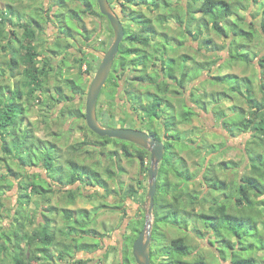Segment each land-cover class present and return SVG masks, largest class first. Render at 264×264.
Instances as JSON below:
<instances>
[{
	"label": "trees",
	"instance_id": "1",
	"mask_svg": "<svg viewBox=\"0 0 264 264\" xmlns=\"http://www.w3.org/2000/svg\"><path fill=\"white\" fill-rule=\"evenodd\" d=\"M10 1L11 3L5 9L0 7V52L8 54L6 61H0V77H5L6 71L4 67H6L12 78L16 74H19L21 79L15 82L13 87L8 82L4 83L0 80V167L3 164L4 167H7L5 172L0 171V219L3 217L1 211L4 208L2 190L8 189V184L10 186L13 184L9 177L16 175V172L12 171L9 167L8 160L11 159L12 162L17 163L18 168L22 167L25 170L39 166H42L50 173L52 170H56L55 160L49 152L48 143L38 139L33 130H29L28 127L22 129L21 126L27 108L31 106L32 101L35 102L39 99L38 93L40 91L45 92L46 86L44 82L49 76L50 71L55 70V64L49 60L51 58L42 54L50 53L51 49L54 56L64 54L65 58L61 61L65 64L68 60V55L70 56L73 53L72 49L77 46L75 43L77 36L84 37L87 40L91 37V34L86 35L88 29L85 19L87 17L104 18L99 11L97 0H52V6L61 8L56 17L59 19L60 25H65L62 27L61 32L66 36V41L60 40L55 47L39 51L34 41L40 35V25L38 24L35 28H31L29 25L22 26L18 22L20 18L17 15L18 11L15 7L16 0ZM146 1H120L122 11L128 18L126 29L131 34L122 44H125L126 41H136L137 43L145 44L148 48L156 45V53L161 58L139 56L141 53H144L143 50L122 46L121 53L124 56L116 61L115 70L121 72L118 77L121 81L125 80V73L130 68L133 71H137V73L138 71L141 72V75H136L134 79L143 85H147L148 106L144 107L143 111L147 117V127H156L160 123L166 127L165 134L168 138V142L166 143L167 154L159 171L157 193L155 196L150 247L151 262L152 264H208L204 256L196 255L195 257L194 255L195 248L192 246L189 236L191 235L190 231H192L191 227L195 226L192 232L199 233L200 235L207 234L208 238L206 242L211 250L218 255L220 260L227 261L230 258L231 264H260L259 259H263L260 257H264V254L260 255L264 253V216H262L261 210L264 209V201L257 202L264 196V56L260 57L258 54L260 57L257 64L260 68L258 73L259 91L262 93L260 101L253 100L255 93L253 92V85L249 77L241 78L234 74L217 72L218 75H213V80L211 79L213 82L226 85V79L232 76L231 78L234 80L230 85V92L240 90L242 86L241 80H246L245 92L240 93L239 96L242 95L240 99L247 103L249 111L240 109L241 111L238 113L228 114L223 109V105L226 102L233 100L228 95V92H213L205 95L197 91V86L190 85L200 78L201 71L208 69H206V65L213 66V64L217 63L216 56L226 58L227 62L231 63L229 58L232 53L231 46L238 38L239 31L245 35L243 37L250 40V43L253 40V34L250 31L255 25L248 23L246 18L238 14V9H234L231 0H195V6L200 3V6L196 10H189V0L181 1L182 3H178L177 1L174 3V6L167 0L161 6V3L156 0L151 3L152 7L156 9L151 10L156 13L155 17L153 16L152 18L148 17L146 12L142 10L143 4H146ZM247 1L249 4L253 3L257 5L258 8L261 7V11L258 14L262 17L260 30L262 39L264 40V0ZM68 2L70 4L74 3V6L68 5ZM131 6L134 8L131 9ZM180 7H186L185 12L189 13L190 16L193 14L191 21L187 18L183 21H180V19L173 20L175 18L173 16L179 15ZM221 8L223 10L217 11ZM166 10L171 14L167 16L166 20L162 21L161 13L164 14ZM49 11L51 13L53 10ZM208 17H210V21L209 19L206 20ZM186 21L187 25H185ZM168 23L175 24V29L180 30V33L178 34V31H175V35H169L165 31L166 28H164V26L170 25ZM224 24L228 25L230 30H225ZM156 25H159V28H156ZM245 26H247L248 31L245 29ZM19 27L22 30L21 33L17 34L13 28L17 29ZM136 27L138 31L134 30ZM10 28L13 29L11 33L15 35L13 38L9 36ZM209 29L213 30L218 36L227 38L225 46L215 45L214 49H217V51L213 50L215 53L224 52V56L215 54V61L212 63L211 61L207 63L199 62L193 56L187 54L173 61L170 58L168 59L164 47L166 42L164 43V41L174 39L180 46H184L185 40L193 37L198 42L200 48H207L206 46L213 42V40L205 36V32L209 31ZM69 39L75 42H70ZM244 46L246 50L253 52L249 44H245ZM133 53H136V57L128 60L126 55ZM237 55H239V52ZM257 58L258 56H254L250 62L246 59L241 62L244 64L254 63ZM188 59L191 62L189 65ZM180 61L183 62L181 70L179 69ZM79 63L81 66L87 65V72L92 70V61L89 59L79 60ZM194 71L196 77H191ZM81 81L83 80H73L67 86L74 92L80 91L83 88L86 89V86L84 85L83 87ZM171 82L178 83L180 88H176V90L177 92L179 91L181 96L176 97H179V102H181L182 122H191L195 116H198L199 112L197 109L201 111L208 110L207 101H209V104L212 103L213 105L212 114L216 118H219L221 125L226 131L233 132L232 127L234 126L236 131L251 132L252 136L258 138L254 140L255 142L248 143L253 145L256 150L254 156L255 162L250 164L246 161L243 173L240 172L241 166L238 163L235 168L237 177L233 189L228 187L231 185L230 181L222 178L219 174L218 167L222 172H228V170H232L229 165L235 162L224 161L218 164V167L213 164L210 166L204 163L201 175H197L196 172L190 170L188 164L177 156L175 147L183 142L181 132L176 129L177 124L173 118L177 111L168 108L171 103L167 106L164 104L169 88L172 86ZM186 86L190 87V98L193 104L195 102L194 107H189L183 101V93L180 90H185ZM152 88L157 90L156 94H152ZM58 94L60 95L59 99H57L58 101L65 99L61 90H58ZM25 99L28 104L24 101ZM223 100L225 101L224 104H222ZM44 107L50 109V104L47 103ZM170 128H174L172 135L169 133ZM92 134L98 137L93 132ZM152 134L155 136L156 130L152 131ZM98 138L104 142L102 143L103 148H107L111 141H115L109 138ZM188 138H190L187 142L188 147L193 148L194 151H200V153L202 150L212 147L214 151H223L226 148L225 144L215 145L205 140L200 142L201 136L197 140L192 139L191 136ZM115 142L117 144L120 143V149L126 157L132 158L134 152L129 149L128 142ZM201 145L204 147L200 148ZM44 148L45 150H43ZM135 151L138 152L143 161L147 159L150 162V154L147 151L140 148H135ZM114 155H116L115 152H110V158ZM147 169L149 170V167ZM184 169L187 171L182 176L181 173ZM247 172L251 173V175L247 174ZM59 173H61L60 169ZM83 173L89 179L88 185L96 184L105 191H109L107 181L102 179L100 173L85 169H83ZM62 175L61 177H63ZM106 175L108 180H115L114 178H116V173L108 169L106 170ZM37 176L40 177L39 174H34L31 176L32 179L27 183L24 184L22 181L19 183V189L23 191L18 200V205L21 209H26V206L31 203L32 195L43 197L45 202L49 203L50 196L56 193L54 189L40 187L35 182V177ZM51 176L54 177V175ZM80 180L84 181L81 176H78L77 178H73L72 182ZM181 180H185V183H182L180 186ZM185 184H187L186 190H182V186ZM173 190L175 193H173ZM113 193L117 195L120 191ZM108 194L110 195L111 192ZM65 195H69L70 202H74L78 193L73 191L70 193L65 192ZM133 196V189L125 192V197ZM184 200H191L188 207L186 205L185 207L181 206L180 201ZM37 206L39 205L37 204ZM190 210L192 211L190 212ZM64 214L65 222L70 225L67 229L53 226V221L50 219L48 213H42L45 223L38 225L31 232H27L24 224L20 223L15 231L11 230L12 233L6 234L4 237H7V242L10 243L9 247L14 251L10 254V263L32 264L26 253L27 249L30 248L36 252V264L41 261L43 262L41 264H62L60 262L65 263V261H68V264H88L87 260L76 259V256L79 253L87 252L92 254L103 249L102 236L99 237V233L89 231L90 226L94 223V220L91 219V211L86 209L65 210ZM191 217L194 218L193 222ZM245 217H247V222L244 221ZM165 219H167L165 223L168 222L166 225L181 231L184 237H173L170 243L167 244V236L164 230L161 229V222ZM196 222L202 224L204 232L197 228ZM191 223L192 226L190 227ZM144 224V219L136 220L130 224L131 234L127 237L123 254L125 264L132 260L135 261L133 244L138 238ZM20 225L23 226V230L17 232ZM249 225L252 227V230H247V234L256 232L259 235L261 233L260 247L253 244H249L248 247L246 245L236 247V239L240 241L243 239V229L249 228ZM247 234L245 233V235ZM12 241H14V244ZM214 241H216V245ZM7 247V244L6 246L0 245V250H7ZM130 249L132 250L131 253ZM55 251L58 254L57 260ZM237 254L241 255L240 258L244 259L237 260ZM107 259L108 256H105V260Z\"/></svg>",
	"mask_w": 264,
	"mask_h": 264
},
{
	"label": "rangeland",
	"instance_id": "2",
	"mask_svg": "<svg viewBox=\"0 0 264 264\" xmlns=\"http://www.w3.org/2000/svg\"><path fill=\"white\" fill-rule=\"evenodd\" d=\"M152 1H156V0H147L146 4H143V8H142V10H144V12H146L147 16L150 18H152L153 16L155 17L156 15V13L151 11V10H156L151 5ZM164 1L166 0H157V2L161 3V6ZM167 1L172 3L173 6H174V3L177 1L178 3L181 1L184 2V0H167ZM231 1L233 3L234 9L236 10L238 9V14L246 18V21L248 23L255 25V27H252L250 31V33L253 34V40L252 42L249 43L250 40H248L246 37H243L245 35L241 34V32L239 31L238 38L233 42L231 46L232 53L229 56L231 63H228L226 58L224 59V58L216 56L217 63L213 64V66L206 65V69L207 68L208 69L201 71V74L202 73L203 74L199 76L200 78L196 79L194 82H192V84H190L191 86H194V85L197 86V89H198L197 91L205 95L206 94L208 95L213 92H221V91H225L226 93L228 92V95L233 100L231 102H226L225 104H224L225 101L224 100L222 101V104H224L223 109L226 112H228V114H234V112L238 113L242 109L249 111L247 103L240 99L242 98V95L239 96L240 93L245 92L246 80H241L242 86L240 90H236L235 92H230L231 91L230 85L233 83V80H234L231 78L232 76H229L226 79L227 84L223 85L222 83H219V82H213L212 81L213 75H218L217 72L219 73L222 72L223 74H234L241 78L249 77L253 85V92L255 93V97L253 100L260 101V99L262 98V93L259 91V81H258V73H259L260 68L257 64H258L259 58L261 56H264V40L262 39L261 30H260V22H261L262 17L258 14L261 11V7L258 8L257 5L253 3L249 4L247 3L248 2L247 0L245 1L237 0V2H235V0H231ZM47 2L48 0H16L15 6L17 5L26 6L27 7L26 10H31L30 8L34 6L46 7L49 5L51 7L53 5V3L48 4ZM189 2H190L189 10H196L200 6V3H198L196 6L194 5L195 0H189ZM10 3H11L10 0H0V7L2 9H5V7L9 5ZM117 3L118 1L115 2L114 6H118L119 4L117 5ZM69 4L70 2H68V5ZM70 6L73 7L74 3H71ZM130 8L132 9L134 7L131 6ZM185 8L186 7H183V8L180 7L179 15L173 16L175 17L173 20L176 21L180 19V21H183L184 19L187 18L189 19V21H191L193 14L191 16L189 13L187 14L185 12L186 10ZM127 10H130V9H127ZM221 10L223 9L221 8L217 11H221ZM17 11L20 12V10H17ZM58 11L59 10H53L52 12H55V14H57ZM25 13L27 14L26 11ZM170 14L171 13L167 10L164 14L161 13L162 21L166 20L168 18L167 16ZM121 18L123 21L128 20L126 15L122 16ZM209 18L210 17L206 18V20H208ZM93 19H94L93 17H87L85 19L86 25L90 28L94 27V24H96L94 23ZM100 19L103 20V22L105 23V26H107L106 21L103 18H100ZM210 20L211 19H209V21ZM55 22L59 24L58 19L54 20L53 23ZM168 24L170 25L169 26L166 25L164 26V28H166L165 31L169 35L171 34L175 35V31H178V34L180 33V30L175 29L176 28L175 24L173 23H168ZM185 25H187V21L185 22ZM224 27H225V30H230V27H228V25L226 26L224 24ZM156 28H159V25H156ZM13 29L15 30V28ZM13 29H11L9 33V36L12 38L15 36L11 33ZM241 29H243V27H241ZM245 29L248 31L247 26H245ZM15 32L17 33L16 30ZM55 32H56L55 28H54V31L52 28L45 29L46 35L49 36V40H50L49 44L52 43ZM205 33H206L205 35L206 38H210L211 40H213L212 43H209L206 46L207 48H200V46L198 45V42L195 41L193 37H191L190 41L189 39L185 40L188 43H187V48L183 49V52L188 53L189 55L193 56L194 59L196 58L198 61L202 63L203 62L207 63L210 61L212 63L213 61H215L214 60L215 54L224 56V52L218 51L219 53H215L213 50L217 51V49H214L215 45L217 46L224 45L227 41V38L218 36L215 32H213V30H210V29L209 31H206ZM108 36H109L108 31H105L103 34H100L99 42L100 41L103 42L104 40V42L107 44L109 42ZM80 39L81 37L77 36V40L79 41ZM165 42L166 41H164V43ZM245 44H249L251 48L253 49V52L246 50L244 46ZM38 47H39V51H44V49L45 50L50 49V46L44 47V44H39ZM72 52L73 53L70 54V56L68 55L67 57L68 60L65 64L62 63V61L60 60V57L58 56L57 57L55 56L54 58V55H51L48 53L42 54L43 56L50 57L51 59L49 60H51L55 64V66L58 67L55 71L60 72L61 70H63L64 72V76L61 77V79L60 77H55L52 74L53 71L47 77L46 79L47 87L51 89V93H53L55 86L62 85L60 84L62 83L60 80H63V81L65 79L67 81L78 80L79 77L82 76L83 72L85 71L86 69L85 65L81 66V64L79 63L80 59L77 56L79 54L75 53L76 49L75 48L72 49ZM238 52H239V55H237ZM258 54L260 55V57ZM254 56H258V58L255 60L254 63L251 62V63L244 64L241 62V61H244L245 59L250 62ZM7 59H8V54H5L4 52H0V61L1 60L6 61ZM61 59L63 58L61 57ZM180 62L181 63L179 64V69L181 70L183 67V62L182 61ZM189 64H191V62H189ZM4 69L6 71V75L3 78L0 77V80L4 83L8 82L10 86L13 87L15 82H18L19 79H21V76L19 74H16V76L12 78L10 76L9 71H7L8 69L6 67H4ZM91 69L94 72L95 70L94 64ZM92 70H90V72ZM93 74L94 73L88 74V76L90 75V77L92 78ZM191 77H196L195 71L193 74H191ZM88 85H90V82L87 83V86ZM189 88H190L189 86H186V89H185L188 92L187 100H189V103H191L190 104L191 106H195L194 105L195 102L193 104L192 99L189 97V92H190ZM168 93L170 97H173L174 95L181 96L179 92H177L176 87L172 88ZM24 101H26V99ZM102 102L104 104L105 100H103ZM207 102H208V107H209L208 110L201 111L197 109L199 112V115L195 116L193 120L189 123L181 121L182 120V116H181L182 109L180 105L177 104L178 110L173 118L175 119V122L177 124L176 129L179 130V132H181V137H183V142H181L175 147V152L177 156H179L180 159H182L186 164H188L190 170L192 172H196L197 175H201L202 165L204 163H207L210 166L211 164H213L216 167H218V164L224 161H233L237 163V164L231 163L229 167L232 170L230 171L228 170V172H222L220 168L218 167L219 174L222 176V178H225L228 181H230L229 183L231 185H229L228 187L233 189L234 183L237 177L236 176L237 171L235 168L237 167L238 163L240 164L239 166H241L240 172L243 173L244 172L243 169L246 166V163H245L246 161H248L250 164L255 162L254 156H255L256 150L253 145L248 144V143L252 141L255 142L254 140H257L258 138L252 136L251 132L236 131V128L234 126L232 127L233 132L226 131V129L221 125L220 123L221 121L219 120V118H216V116L212 114V111H211L213 108L212 103L209 104V101ZM26 104H28L27 101H26ZM57 107L60 108L62 106L60 105ZM56 108L53 110L51 109L50 111V109H46L43 104H40V103L34 104L32 101L31 106L27 108L26 113L24 115V119L21 125L22 129H25L26 127H28L29 130H33L35 132L36 137L38 139L44 142L47 140L51 141L53 143V147L56 146V148H61V151H64L65 153L61 157L62 166L64 165L65 159L71 156H74V157L77 156L76 158L79 162L84 161V157L88 156V153L86 154L83 153V155H77V154H74L70 150L71 146L81 141V139H79L78 137L80 134V126L73 125L72 123L68 124L67 126L66 121H65L66 118L62 119L61 121H56L57 120ZM130 123L135 124L132 122ZM47 126H51V127L48 129ZM73 128H74V132L70 133L69 130ZM62 130H65V132L67 133L62 132ZM173 130L174 128L169 129V133H171V135L173 133L172 132ZM49 132H52V133L49 134ZM53 134H54V137H53ZM189 136H191V138L194 140H197L199 136H201L202 138L200 139V142L205 140L210 144H215V145L225 144L226 148H224L223 151H214V148L212 147L209 149L202 150L200 153V151H194L193 148L188 147L187 142L188 140H190V138H188ZM89 142L90 144H92L93 141H91L90 139ZM56 144H58V146ZM94 144L95 146L100 145L99 143H94ZM189 144L191 145V143ZM91 147H87L89 148L88 151H90L89 154H91L92 151L94 150ZM203 147H204L203 145L200 146V148H203ZM0 148H1V145H0ZM43 150H45V148ZM103 150H104L103 152H109L111 150H115V147L113 148L110 144L108 145L107 148H104ZM0 156H1V152H0ZM81 157L83 159H81ZM99 159H102V156H99ZM89 162L91 161H85V163H89ZM7 163L9 164V167L11 168V170L16 172V175L9 177L11 181L13 182V184L11 186L8 184L9 188L2 190V196H3L2 202L4 204V208L1 211L3 217L0 219V228H1L0 245L6 246L7 244L8 245L7 248L10 250L8 249L0 250V257H1L0 264H11L10 254L14 252L9 247L10 243L7 242V239H6L7 237H4V236L8 234L9 232L12 233L11 230L15 231L18 228L20 223L24 224L27 232L32 231L33 226L36 225L37 219L40 217V219L42 220L43 219L42 213H45V214L48 213L46 209H49L47 206L48 203L45 202L44 198L43 197L41 198L37 195L31 196L32 201L31 203L28 204V206H26V209H21L18 205L19 196L23 192L22 189H19L20 181H22L25 184L32 179L31 176L34 174H39V175L41 174L42 176H44L46 173V169H44L42 166H39V167L25 170L22 167L18 168L17 163L12 162L11 159L8 160ZM3 165L0 167V171L5 172L7 170V167H4ZM123 166L126 167V170L128 173L119 178V183H123L124 185L127 186V184H130V183L133 184L136 182V180H139L140 174L137 170L138 168L136 164H134V166L131 167V165H128L127 163H125V165L123 164ZM70 167L71 166L68 164L66 169L60 170L61 173L59 174L56 172V170L55 171L52 170L50 175L57 176V174L58 175L67 174L70 171ZM186 171L185 169L182 171L181 173L182 176L185 175ZM249 172H247V174ZM249 175H251V173H249ZM35 182L38 183L40 187L50 188V186L45 181H42V179H40L39 176L35 177ZM182 183H185V180L180 181V186L182 185ZM186 185L187 184L182 186V190H186ZM108 186H109V191H105L99 186H96V187L87 186V184H85L84 189H82V191L78 193L76 202L70 205H69V201L66 199V195H62L58 192L54 194V196H52V199H53L52 200V204H53L52 206V212H53L52 225L55 227H58V228L63 227L64 229H67V227H70V225H68V223H66L64 219L65 210L75 211L76 209L86 208L88 210L93 211L94 223L90 226L89 231L90 232L94 231L96 233H99V237L102 236L103 249L96 251L93 254L87 256L88 264H96V263L97 264H125L124 259H123V254L125 251V243L127 241V237L131 234L130 224L133 223L135 220H141V219L146 220L145 202H146L147 192H148L147 182L145 184L143 183L142 189L139 188L138 190H134L133 197H125L126 191L124 190L122 191L120 190V193H117V195L116 193L114 194L113 192H118L117 190H114V188L117 187L116 184L109 182ZM110 192L111 194L109 195L108 193ZM173 193H175L174 190H173ZM262 200L264 201V196L257 203L262 202ZM180 203H181V206L185 207L186 205L188 207V204L191 203V200L180 201ZM37 204L39 206H37ZM261 210H262V216H264V209H261ZM191 211L192 210H190V212ZM54 214H57V215L54 216ZM166 220L167 219L161 222L162 223L161 229L164 230L167 236V239H168L166 241L167 244L170 243L173 237H179V236L184 237L182 236L183 233L181 231L166 225L168 223V222L165 223ZM193 221H194V218H192V222ZM244 221L247 222V217H245ZM196 223H197V228L203 231L204 229H203L202 224L199 222H196ZM144 226L143 228H141L140 232L144 229ZM191 226H192V223L190 227ZM248 227L249 228L243 229V234H244L243 239L241 241L236 239L235 241L236 247L239 245L240 246L246 245L248 247L249 244H253L254 246L260 247L261 233H259V235L256 234V232L247 234L249 230L250 231L252 230V227L250 225ZM191 228L193 231V228L195 229V226H192ZM20 230H23L22 225H20L17 232H19ZM192 231H190L191 235L189 237L192 242V246L195 248V254H194L195 257L196 255L204 256L208 264H231L230 258L227 261H222L219 259L218 255L213 250H211V248L208 246V243L206 242L208 238L207 234L200 235L199 233L196 234V233H193ZM245 233L247 235H245ZM12 242L14 244V241ZM214 244L216 245V241H214ZM131 252L132 250L130 249V253ZM26 253L27 255H29V249H27ZM263 254L264 253L260 255H263ZM105 256H108L107 260H105ZM240 257L241 255L237 254L236 259L237 260L244 259ZM78 258H81V257H78ZM260 258H263V259H259V263L264 264V257H260ZM91 261H93V263ZM67 262L68 261H65V264H68ZM126 264H137V263L136 261L132 260L131 262L126 263Z\"/></svg>",
	"mask_w": 264,
	"mask_h": 264
},
{
	"label": "flooded vegetation",
	"instance_id": "3",
	"mask_svg": "<svg viewBox=\"0 0 264 264\" xmlns=\"http://www.w3.org/2000/svg\"><path fill=\"white\" fill-rule=\"evenodd\" d=\"M118 1L117 5L118 6H114L115 2ZM120 1L121 0H109V4L111 5V7L114 9V12L116 14H118L120 16V18L124 15V12L122 11V7L120 5ZM48 4L52 3V0H48L47 2ZM114 6V7H113ZM16 10H20V12H18V16L20 18V20L18 21L22 26H26L29 25L31 28H35L38 24L40 25L39 28H41V32L40 35L38 36V38L34 41L35 45H39V44H44V47H55V45L61 40H64V42L66 41V36L64 34H62V27H64L65 25L63 24H58L57 22L53 23L54 20L58 19L56 16L59 14H55V12H51L49 10H61V8L57 7V6H41V7H32L30 8L31 10H26V6H15ZM24 10H22V9ZM25 11L27 12V14L25 13ZM100 11V10H99ZM106 21L107 26H105V23L103 22V20H101L100 18L96 17L94 18V27H88L87 26V33L91 34L90 39H85L84 37H81V39L75 40L73 41L72 39H69L70 42H75L77 44V46L75 47L76 52L79 55H77L79 57L80 60H84L85 58L89 59L90 61H92V67L93 64L95 65V70L93 72V70L90 72H87V65H85L86 69L83 72L82 76L79 77L78 80H83L81 81V84L86 86V89H82L80 91L74 92L71 88H69L67 86V84H69L71 81L73 80H69L67 81L66 79L60 80L62 83V85H58L54 87V91L53 93H51V89L47 87V82L45 81V92H41L38 93L39 95V99H37L35 103H40L43 105H47V103L50 104V111L51 109H55L57 106H62V107H57L56 110V121H61L62 119L66 118V125L68 126V124L72 123L73 125H79L80 126V134H79V139H81V141H79L77 144L73 145L70 147V150L77 155H83V153H88V156L84 157V161L79 162L77 160V156H71L65 159L64 162V167L61 165V157L65 154L64 151H61V148H56L53 147V143L51 141H45L46 143H48L49 145V152L53 155L54 158V164L56 166V172L59 174V169H66L67 165L69 164L70 167V171L67 174H63L61 177V175L57 176H51L50 172H48L46 170V173L44 176H42L40 174V179L44 180L51 189H54L56 191V193H60L62 195H65V192L70 193V192H81L82 189H84V185L87 184V182L89 181V179L84 175L83 173V169L88 170V171H93V172H97L100 173L102 176V179L107 181V184H109V182L116 184V188H114V190L120 191V190H138L139 188L142 189V185L143 183L145 184L146 182L148 183L149 186V182H148V169L147 167H151V153L141 147H139L138 145H135L133 143H129L128 147L130 150H132L134 152V155L132 156V158H128L123 154V151L120 149V143L117 144V142L115 141H120V140H116V139H111V140H115V141H111V146L114 148L115 150H111L109 152H103L104 148L102 146V143H104L103 141H101L98 137H96L95 135L92 134L93 131H91L87 125V120H86V101H87V96H88V92H89V88L91 85V82L93 80V78L95 77L102 61H103V57L104 55L107 54L108 50L110 49V47L112 46L113 42H114V38H115V33L114 30L109 22V20L104 16L103 18ZM122 19V18H121ZM59 21V19H58ZM123 21V20H122ZM51 23V24H50ZM128 24V20L127 21H123V26H124V30H125V37L123 39L126 40L127 37H130V32H127L126 29V25ZM46 28H52L54 31V28L56 30V32L54 33V39L52 40V43L49 44L50 40H49V36L46 35L45 33V29ZM18 33H21L22 28H17L15 29ZM135 31H138V28H134ZM105 31H108L109 34V38H108V43L106 44L103 40L99 42V36L100 34H103ZM173 36V35H172ZM122 41V43H123ZM190 41V39H189ZM120 44L119 47V53L116 56V59L114 61V64L112 66L111 72L109 74V77L106 81V84L104 85L101 94L99 96L98 102H97V108H96V113H97V119L99 121V123L101 124L102 127L104 128H125V129H135L141 132H145L147 133L149 136H153L156 140L161 141L164 145H165V154H164V159L165 156L167 154V148H166V143L168 142V138L167 135L165 134L166 131V127L164 126V124L160 123L159 125H157L156 127H152L149 128L147 127V117L146 115H144L143 111H144V107L148 106V89H147V85H143L142 83H139L137 80H135V76L139 75L141 72L138 71H133V69H128L125 73V80L121 81L118 79L119 75H120V71H116L115 70V63L117 60H119L122 56H124L121 53V49L122 46L123 47H128L130 49H141L144 51V53H141L139 56H146V57H150V58H157L159 57V59L161 58L159 56V54L156 53V45H152L150 48H148L145 44L142 43H137L135 42H131V41H126V45L125 44ZM187 43H185L184 46H180V44L174 40V39H168L166 40V44L164 45L165 47V52H166V56L168 57V59L170 58L172 61L174 59H178L180 56H184V55H189L188 53L183 52V49L187 48ZM49 44V45H47ZM39 50V47H38ZM170 51V52H169ZM182 52V53H181ZM47 54V53H46ZM53 55L52 53V49L50 51V53ZM57 57V55H55ZM54 56V58H55ZM128 60L133 59L136 57V53L130 54V55H126ZM191 56V55H189ZM58 57L65 58L64 54L58 55ZM59 65V64H58ZM188 65H189V59H188ZM58 67L54 65V69L56 70ZM140 69H142V67H140ZM53 71V75L55 77H63L64 76V72L63 70H61L60 72L58 71ZM52 71H50L51 73ZM93 74V77L91 78L90 75L88 76V74ZM141 75V74H140ZM90 82V85L87 86V83ZM172 86L169 88V91L176 87L178 89V83L176 82H171ZM60 88V89H59ZM58 90H61L63 92L64 98L65 99H61L60 101H58L57 99H59V94H58ZM153 93L152 94H156V89L152 88ZM183 93V97L185 100H183L185 102V104H187L189 107H194L191 106L189 103V100H187L188 98V92L187 90H180ZM190 91V90H189ZM179 92V91H178ZM172 96V95H171ZM138 97V99H136ZM189 97H190V92H189ZM42 100V101H41ZM103 100H105L104 104H103ZM137 100H139L137 102ZM177 101V102H176ZM179 97H176L175 95L173 97L169 96V93H167L166 95V101H165V106H167L168 104H170V107H168L171 110H178L177 108V104H179L181 106V102H179ZM46 107V106H45ZM47 116V115H46ZM193 120V119H192ZM104 121V122H102ZM135 123V124H131ZM65 123V122H64ZM107 123V124H106ZM189 123V122H188ZM106 124V125H105ZM48 129L51 126H47ZM156 130V134L155 136L152 134V131ZM62 132H65V130H62ZM70 133L74 132V128L69 130ZM52 132H49V134H51ZM67 133V132H65ZM94 133V132H93ZM35 134V132H34ZM95 134V133H94ZM36 136V134H35ZM52 136V135H51ZM56 136V135H55ZM54 137V134H53ZM103 138V137H100ZM107 138V137H104ZM90 139L92 142V144H90ZM110 139V138H109ZM126 142V141H125ZM94 143H99L100 145L95 146ZM81 144H83L81 146ZM108 144V145H110ZM58 146V144H56ZM81 146V147H80ZM92 146V147H91ZM87 147H91L94 150L92 151L91 154L90 151H88L89 148ZM108 147V146H107ZM87 148V149H86ZM135 148H140L143 149L145 151H147L150 154V162L145 159L144 161L142 160V158L138 155V152L135 151ZM79 149V150H77ZM110 152L114 153L116 155L112 156L110 158ZM99 156H102V159H99ZM81 159H83L81 157ZM95 159V160H94ZM163 159V161H164ZM57 161V162H56ZM85 161H91L89 163H85ZM101 161V162H100ZM162 161V162H163ZM161 164L159 165V171L161 168ZM125 163H127L128 165H131V167L134 166V164L137 165V170L139 172V180H136L135 183L133 184H127L124 185L123 183H119V178L125 174H127V170L126 167L123 166V164L125 165ZM111 170V172L116 173V178H114L115 180L112 179H107V175H106V170ZM78 176H81L83 178L84 181L80 180L78 182H72L73 178H77ZM105 176V177H104ZM159 176V174H158ZM158 183V181H157ZM84 184V185H83ZM87 186H97L95 185H88ZM55 193V194H56ZM83 195V193H82ZM54 196V195H52ZM52 196H50V200L49 203L47 204L48 206V215L51 217L50 219L53 221L52 215ZM112 196V195H111ZM61 197V196H60ZM68 198V199H67ZM66 199L69 201V205L72 203L76 202V199L74 202H70V198L69 195H66ZM83 209V208H81ZM86 209V208H84ZM78 210V209H76ZM88 210V209H86ZM91 211V210H90ZM57 214H54V216H56ZM65 215V214H64ZM91 219L94 220V216H93V211H91ZM136 221V220H135ZM97 264V263H96Z\"/></svg>",
	"mask_w": 264,
	"mask_h": 264
},
{
	"label": "water",
	"instance_id": "4",
	"mask_svg": "<svg viewBox=\"0 0 264 264\" xmlns=\"http://www.w3.org/2000/svg\"><path fill=\"white\" fill-rule=\"evenodd\" d=\"M97 3L101 14L109 20L114 30L115 38L107 54L104 55L103 61L89 88L86 101L87 125L91 131L100 137L133 143L151 153V167L148 171L149 186L145 202V226L133 244V256L137 264H152L150 247L152 239L153 210L157 193L159 165L164 159L165 145L161 141L156 140L153 136H149L147 133L135 129L104 128L97 119L96 108L99 96L109 77L116 56L119 53L120 44L125 37L123 21L120 16L114 12V9L109 4V0H97Z\"/></svg>",
	"mask_w": 264,
	"mask_h": 264
},
{
	"label": "crops",
	"instance_id": "5",
	"mask_svg": "<svg viewBox=\"0 0 264 264\" xmlns=\"http://www.w3.org/2000/svg\"><path fill=\"white\" fill-rule=\"evenodd\" d=\"M196 59V58H195ZM197 60V59H196ZM198 61V60H197ZM200 62V61H199ZM203 74V73H202ZM201 74V75H202ZM42 218H43V215H42ZM37 224L35 225V226H33V229H35L38 225H42V224H44L45 223V218H43L42 220L40 219V217L37 219V222H36ZM31 232V231H30ZM94 253V252H93ZM92 253V254H93ZM89 255H91L90 253H87V252H83V253H79L77 256H76V259H86L87 260V256H89ZM55 256H56V260H57V256H58V254H57V252L55 251ZM28 257H29V259L32 261V264H36V262H35V257H36V252H35V250L34 249H30L29 248V255H28ZM78 257H81V258H78ZM92 263H93V261H91ZM90 262V263H91ZM41 263H43L42 261L40 262V263H38V264H41ZM60 263H62V264H65V263H63V262H60Z\"/></svg>",
	"mask_w": 264,
	"mask_h": 264
}]
</instances>
